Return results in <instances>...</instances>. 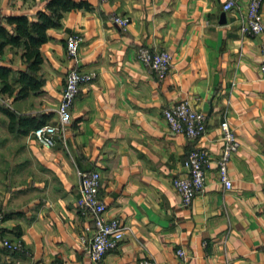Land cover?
Segmentation results:
<instances>
[{
	"label": "crops",
	"instance_id": "obj_1",
	"mask_svg": "<svg viewBox=\"0 0 264 264\" xmlns=\"http://www.w3.org/2000/svg\"><path fill=\"white\" fill-rule=\"evenodd\" d=\"M47 1L0 0V26L14 33L11 18L35 21ZM74 1L85 5L63 12L60 25L46 31L35 90L18 93L27 62L0 41V264H94L79 240L90 235L91 220L77 210L78 173L91 170L101 176L105 216L124 228L99 264H264V31H239L249 0H234L231 11L222 9L226 0ZM114 15L127 26L114 24ZM260 17L264 26V0ZM72 33L81 36L75 58L65 50ZM141 47L171 55L164 77L137 60ZM70 70L88 78L63 137L46 148L32 130L55 122ZM181 100L206 116L197 139L168 132L162 109ZM223 121L240 142L227 164L230 190L214 162ZM196 148L212 162L203 191L184 207L171 180L185 173ZM4 238L19 240L22 250H7Z\"/></svg>",
	"mask_w": 264,
	"mask_h": 264
},
{
	"label": "built area",
	"instance_id": "obj_2",
	"mask_svg": "<svg viewBox=\"0 0 264 264\" xmlns=\"http://www.w3.org/2000/svg\"><path fill=\"white\" fill-rule=\"evenodd\" d=\"M261 0H249L245 10L239 17V31L244 35L257 36L264 31L263 22L260 17ZM236 8L234 0H226L222 9L231 11ZM112 22L122 28L128 24V19L114 15ZM66 54L70 58L77 55L78 46L81 43V36L77 33L67 35L65 39ZM261 62L259 69L264 78V44L261 45ZM136 58L151 73L162 78L169 71L171 66V55L164 49L155 50L148 47H141L137 51ZM88 76L79 70H70L64 79V86L61 98L55 111L54 123H43L32 130L34 140L41 146L51 148L58 138H62L65 130L71 123L70 109L76 98L79 86ZM168 132L171 135L183 134L188 139H197L206 130V116L195 110L188 101L181 100L162 109ZM222 146L215 158L216 173L218 181L225 190L232 187L231 179L228 176L227 164L231 157L238 151L240 142L226 121L219 126ZM212 162L210 154L196 148L191 150L183 162L185 173L173 177L171 184L180 197L181 205L188 207L194 197L203 191L205 187V173ZM80 196L77 202L78 213L91 220V226L86 228L90 235L83 234L79 237L80 242L85 246L92 263L99 264L103 256L110 250L116 249L123 238L124 228L116 218L105 216V205L99 198L100 173L98 170L79 172ZM2 216L0 215V225ZM2 245L9 251L17 252L22 250V243L19 240L2 239ZM176 256L185 260V252L179 248ZM139 264H155L151 259H143Z\"/></svg>",
	"mask_w": 264,
	"mask_h": 264
},
{
	"label": "trees",
	"instance_id": "obj_3",
	"mask_svg": "<svg viewBox=\"0 0 264 264\" xmlns=\"http://www.w3.org/2000/svg\"><path fill=\"white\" fill-rule=\"evenodd\" d=\"M82 5H85V3L74 0H48L46 11H39L35 21H29L25 16L11 18L10 23L14 24V33H9L0 26L1 44H10L17 47L27 62L29 72H20L18 78V82L24 83V86L18 92L19 94H23L27 88L35 90V78L32 73L38 69L41 62L39 47L47 39L46 31L60 25L63 12L79 8ZM37 126H34V128Z\"/></svg>",
	"mask_w": 264,
	"mask_h": 264
},
{
	"label": "water",
	"instance_id": "obj_4",
	"mask_svg": "<svg viewBox=\"0 0 264 264\" xmlns=\"http://www.w3.org/2000/svg\"><path fill=\"white\" fill-rule=\"evenodd\" d=\"M224 18V14H221V19H223Z\"/></svg>",
	"mask_w": 264,
	"mask_h": 264
}]
</instances>
